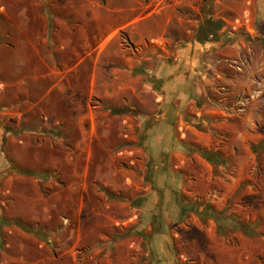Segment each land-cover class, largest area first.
I'll return each instance as SVG.
<instances>
[{
    "label": "rangeland",
    "instance_id": "374dc122",
    "mask_svg": "<svg viewBox=\"0 0 264 264\" xmlns=\"http://www.w3.org/2000/svg\"><path fill=\"white\" fill-rule=\"evenodd\" d=\"M0 264H264V0H0Z\"/></svg>",
    "mask_w": 264,
    "mask_h": 264
},
{
    "label": "trees",
    "instance_id": "16d2710c",
    "mask_svg": "<svg viewBox=\"0 0 264 264\" xmlns=\"http://www.w3.org/2000/svg\"><path fill=\"white\" fill-rule=\"evenodd\" d=\"M209 22H210V20H208V22H206L199 29V32L197 33V35L195 37L197 40L202 41L204 38H207L209 34L213 33L214 30L211 29V27L209 26ZM110 110L112 113H118V114L125 113V111H126L124 108H111ZM202 155L210 162L219 161V158L217 156L213 157L212 155H209L206 152L202 153ZM186 210H188V209L187 208L184 209V207L181 210L182 212H184V215L186 213ZM193 210L201 218L210 217V218L214 219L216 221L218 231L221 233H224L225 228H227V229L229 228V229H233V230L239 229L244 234H247L244 224L237 219H233L232 215L224 216L223 214H218V213H215L214 211H210L207 209L203 210V211H198L196 208H194ZM4 223H6V224L15 223L18 226H20V227H22V228H24L30 232H33L25 224L18 222V221H5ZM226 224L228 227L226 226Z\"/></svg>",
    "mask_w": 264,
    "mask_h": 264
},
{
    "label": "crops",
    "instance_id": "0c3cea01",
    "mask_svg": "<svg viewBox=\"0 0 264 264\" xmlns=\"http://www.w3.org/2000/svg\"><path fill=\"white\" fill-rule=\"evenodd\" d=\"M49 214L47 213L46 216H48Z\"/></svg>",
    "mask_w": 264,
    "mask_h": 264
}]
</instances>
